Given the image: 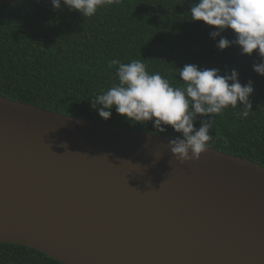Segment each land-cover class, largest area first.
Wrapping results in <instances>:
<instances>
[{"label":"water","instance_id":"obj_1","mask_svg":"<svg viewBox=\"0 0 264 264\" xmlns=\"http://www.w3.org/2000/svg\"><path fill=\"white\" fill-rule=\"evenodd\" d=\"M173 139L0 96V243L62 264H264V167L209 147L180 163Z\"/></svg>","mask_w":264,"mask_h":264},{"label":"trees","instance_id":"obj_2","mask_svg":"<svg viewBox=\"0 0 264 264\" xmlns=\"http://www.w3.org/2000/svg\"><path fill=\"white\" fill-rule=\"evenodd\" d=\"M0 0V96L74 118H84L136 131L157 134L148 122L132 125L115 113L108 121L91 108V98L114 82L115 67L140 59L150 73H160L174 85L177 68L194 64L199 69H219L221 75L236 69L241 85L253 82L252 112L246 119L242 105L228 108L215 118L208 147L248 159L264 167V77L253 71L261 62L256 52L240 54L232 45L217 49L203 22H191L190 9L197 0H119L85 19L51 0H21L20 5ZM235 39L231 30L222 34ZM196 121L194 127L199 128ZM177 138L171 127L163 134ZM0 264H62L39 251L0 243Z\"/></svg>","mask_w":264,"mask_h":264},{"label":"clouds","instance_id":"obj_3","mask_svg":"<svg viewBox=\"0 0 264 264\" xmlns=\"http://www.w3.org/2000/svg\"><path fill=\"white\" fill-rule=\"evenodd\" d=\"M114 2L119 0H51L54 10H60L63 5L85 19ZM190 15L191 22H203L215 29L210 37L220 38L216 44L218 50L237 45L241 55L250 57L256 52L261 62L253 65V71L264 77V0H197ZM226 30H231L234 40L222 35ZM114 67L116 82L91 98L92 110L104 121L115 110L132 125L145 126L151 122L157 134L171 127L180 134L169 142L172 156L180 163L198 160L206 151L213 139L209 133L215 118L226 109L237 108L239 101L241 119L252 112L253 82L249 80L241 85L236 69L221 75L216 68L201 70L194 64H186L182 69L177 68L180 83L174 85L160 73H150L140 59L127 63L112 59L108 68ZM197 120L199 128L194 127Z\"/></svg>","mask_w":264,"mask_h":264}]
</instances>
